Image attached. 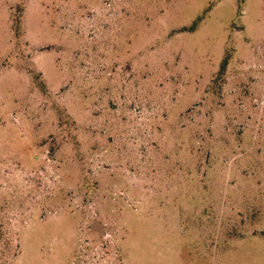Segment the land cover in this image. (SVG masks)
<instances>
[{
	"label": "rangeland",
	"instance_id": "374dc122",
	"mask_svg": "<svg viewBox=\"0 0 264 264\" xmlns=\"http://www.w3.org/2000/svg\"><path fill=\"white\" fill-rule=\"evenodd\" d=\"M0 264H264V0H0Z\"/></svg>",
	"mask_w": 264,
	"mask_h": 264
},
{
	"label": "water",
	"instance_id": "95a60500",
	"mask_svg": "<svg viewBox=\"0 0 264 264\" xmlns=\"http://www.w3.org/2000/svg\"><path fill=\"white\" fill-rule=\"evenodd\" d=\"M97 227H99L98 225H97ZM100 229V228H99Z\"/></svg>",
	"mask_w": 264,
	"mask_h": 264
}]
</instances>
